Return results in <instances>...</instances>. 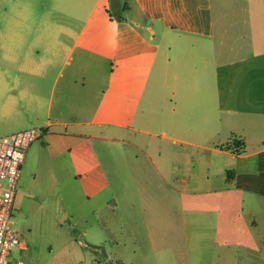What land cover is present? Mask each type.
<instances>
[{"label": "crops", "instance_id": "1", "mask_svg": "<svg viewBox=\"0 0 264 264\" xmlns=\"http://www.w3.org/2000/svg\"><path fill=\"white\" fill-rule=\"evenodd\" d=\"M99 1L96 0V3ZM139 2L145 22L124 21L125 26L118 27L108 41L114 45L115 54L124 55L131 52L133 40L137 42L133 44L134 53L145 57L147 52H151L154 60L165 51L163 41L168 42L169 47L176 41H182L181 49L186 59L181 60L180 70L178 67L175 69L174 82L171 83L177 97L175 105L166 104V98L159 92L154 99L146 98L144 85L139 108L129 107V96L123 88L130 86L129 75L132 72L139 74L143 67L129 64L115 66L113 62L108 69H104L102 79L108 78L105 85L100 83L97 75H93L104 67L80 66L73 68L59 88L53 87L45 98L44 81L52 58L35 53L31 49L33 42L26 50L20 48L24 31L33 20L28 15L26 5L21 9L23 18L12 17L0 28V57L17 64L16 75L0 69V135L30 126H46L45 133L30 145L27 154L35 158V172L38 170L41 173L38 165L47 157L59 165L57 168L64 170L67 180L63 185L82 197L78 207L110 187L108 173L92 138L121 139L126 130L132 129L161 137L153 150L155 158L152 159L149 145L143 147L139 142H132L138 151L151 159L154 170L149 174L159 180L156 187L159 194L156 193L153 200L158 211L146 210V206L142 209L145 216L156 217L158 226L152 228L150 222H146L154 232L163 231L160 223L164 218L168 219L170 225L166 232L179 234L177 209L183 195L188 196L190 202H194L196 196L200 201H206L214 195L216 202L222 201L223 206L228 200L241 203L255 198L264 206V0ZM130 23H142L151 28L143 38L132 39ZM8 40L9 44H5ZM195 51H199L200 55L195 56ZM69 52H72V48ZM71 58L69 56L67 62L70 63ZM181 71L202 76L199 81L186 79L179 83ZM148 72L155 74L154 83L166 87L162 80V73L166 72L164 67L155 64ZM19 73L30 74L37 80L29 81L25 88L17 90L15 86L20 81ZM77 74H81V77ZM114 74L122 76L116 79ZM138 79L134 77L136 81L131 82L134 87H139ZM164 79L167 80L166 77ZM116 86L118 90H115ZM99 87L105 97L100 100L98 96L91 98V92L94 89L98 91ZM131 115H135L132 120L144 127L130 125L128 117ZM152 117L160 134L146 128ZM203 132L207 134L206 140L199 138L204 135ZM164 140L183 145L185 156H175V148L164 145ZM194 148L210 150V155L228 156L223 165L216 161L214 166L225 175L224 186L216 188L211 185L214 168L211 169L214 163L211 156L208 158L209 166L205 167L207 171L198 179L201 186L196 187L192 183L193 177L186 178L181 186L175 183L177 177L172 180L174 169L184 166L188 158L194 162V157L188 156V150L193 151ZM138 159L139 155L136 154L133 161L143 172L146 162H139ZM228 170L231 171L230 179H227ZM111 201L117 204L114 196ZM202 204L199 208L203 209L196 210L210 212L211 205ZM216 207V231L219 232L224 226L233 227V220H227L228 210L222 209L220 204ZM95 210L92 209V212ZM234 213L240 217L239 213ZM106 227L111 235H115V230L109 224ZM113 239L110 252L102 246L101 241H97L99 246H93V251L99 258L91 257L93 264H106L104 261L113 264V258L122 264H147L150 255H154L160 264L156 250L158 246H164L163 242L152 239L150 245H142L134 237L131 241H119L115 236ZM221 241L223 245L226 244L224 239ZM166 245L177 246V236L174 242H167Z\"/></svg>", "mask_w": 264, "mask_h": 264}, {"label": "rangeland", "instance_id": "2", "mask_svg": "<svg viewBox=\"0 0 264 264\" xmlns=\"http://www.w3.org/2000/svg\"><path fill=\"white\" fill-rule=\"evenodd\" d=\"M26 5H28V15L33 20L24 31V41L20 48L26 50L33 42L31 49L35 53L39 52L52 58L44 81L45 98L53 87L59 88L73 68L78 69L80 66L104 67L93 75H97L100 83L105 85L108 83V78L102 79L105 74L104 69H108L113 62L115 66L129 64L143 67L139 74L132 72L129 75L130 86L123 88L129 96V107L139 108L138 102L142 97L144 85L146 98L154 99L159 92L166 98V104L175 105L177 97L174 96L175 89L171 83L174 82L175 69L178 67L180 70L181 60L186 59L181 49L182 41H176L170 47L167 46L168 42L163 41L165 51L156 60L151 52H147L145 57L139 56L137 52L134 53L133 44L137 42L133 40L131 52L128 51L124 55L115 54L114 45L108 41L117 32L118 27L125 26L124 21L145 22L139 0H100L98 3L96 0H0V28L12 17L23 18L21 9ZM129 26L132 29V39L143 38L151 28L142 23L136 25L130 23ZM5 44H9V40ZM71 48L72 52H69ZM194 54L198 56L200 52L195 51ZM69 56L72 57L70 63L67 62ZM187 56L191 58L189 54ZM155 64L166 69V72L162 73L166 87L164 84L160 86V83H154L155 74L148 72V69ZM0 65L1 70L16 75L17 64L0 57ZM179 73V83L186 79L199 81L202 76L186 71ZM18 75L20 81L15 86L17 90L25 88L27 82L37 80L30 74ZM77 75L81 77V74ZM114 76L117 79L122 75L114 74ZM134 77H139L137 80L140 83L139 87L132 85L131 82L136 81ZM100 87L98 91L94 89L91 92V98L95 99L98 96L100 100L105 97ZM115 90H118L117 86ZM134 116L128 117L130 125L136 128L144 127L143 124L132 120ZM147 123L148 130L159 131L153 117ZM203 134L199 138L206 140V132ZM122 137L116 140L106 137L91 139L108 173L110 187L80 207L78 205L81 204L82 197H78L77 192L72 193L68 186L63 185L67 180L64 170L57 168L59 165L47 157L38 165L41 173L38 170L35 172V158L30 156V153L27 154L25 167L17 183L12 227L22 233L28 249L15 250L14 254L17 257L28 264H93L91 257L99 258L93 251V246H99L97 241H101L102 246L110 252L112 239L115 236L119 241H131L134 237L142 245H150L152 239L158 243L163 242L164 246L161 248L158 246L156 250L160 264H264V206L255 198L241 203L228 200L223 206L222 201L216 202L214 195L206 201H200L199 196H196L194 202H190L188 196L183 195L181 205L177 209L179 234L166 232L170 225L168 219L164 218L160 223L163 228L161 233L151 230L146 222H150L151 227L154 228L158 226L156 217L152 219L145 216L146 213L142 209L146 206V210L158 211L156 201L153 200L156 193L159 194L157 191L159 180L149 173L154 170L150 161L152 157L155 158L153 150L161 137L135 129L126 130ZM132 142H139L144 145L143 147L149 145L151 159H147L143 152L138 151ZM162 143L169 148H175V156H185L183 145L173 144L168 140ZM177 150L180 152L177 153ZM188 151V156L194 157V162L188 158L184 166L174 169L175 172L171 173L172 180L174 177L178 178L175 182L177 186L184 185L185 179L189 177H193L192 183L196 187L201 186L198 179L207 171L208 158L211 156L214 160L211 169L216 161L223 165L228 158L222 154L210 155L211 151L206 149L194 148L193 151ZM136 154L139 155V162H146L143 164L145 165L143 172L139 171L137 163L133 161ZM224 182L225 175L214 167L211 185L218 188L224 186ZM113 196L117 204H112ZM202 203L211 205L210 212L196 210L203 209L199 208ZM218 204L222 209L228 210L227 220H233V227L224 226L219 232L215 227ZM94 208L96 210L92 212ZM234 212L239 213L240 217ZM107 224L115 230V235L110 234ZM176 236L177 246L166 245L167 242H174ZM221 239H224L225 245ZM82 242H87L88 246H83ZM125 251L129 250L125 249ZM113 261V264H122L117 263L115 258ZM104 263L110 264L105 261ZM147 264H158L154 255L148 256Z\"/></svg>", "mask_w": 264, "mask_h": 264}, {"label": "built area", "instance_id": "3", "mask_svg": "<svg viewBox=\"0 0 264 264\" xmlns=\"http://www.w3.org/2000/svg\"><path fill=\"white\" fill-rule=\"evenodd\" d=\"M45 131L46 126H30L0 135V264H28L14 254L15 250L27 249L28 244L12 227V211L27 151Z\"/></svg>", "mask_w": 264, "mask_h": 264}, {"label": "trees", "instance_id": "4", "mask_svg": "<svg viewBox=\"0 0 264 264\" xmlns=\"http://www.w3.org/2000/svg\"><path fill=\"white\" fill-rule=\"evenodd\" d=\"M230 178H231V171L228 170V171H227V179H230Z\"/></svg>", "mask_w": 264, "mask_h": 264}]
</instances>
